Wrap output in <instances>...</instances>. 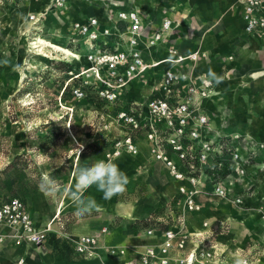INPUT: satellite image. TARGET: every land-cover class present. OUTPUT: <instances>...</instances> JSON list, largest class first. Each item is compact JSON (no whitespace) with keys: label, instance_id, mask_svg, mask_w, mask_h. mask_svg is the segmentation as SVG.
Masks as SVG:
<instances>
[{"label":"rangeland","instance_id":"obj_1","mask_svg":"<svg viewBox=\"0 0 264 264\" xmlns=\"http://www.w3.org/2000/svg\"><path fill=\"white\" fill-rule=\"evenodd\" d=\"M137 1L68 0L61 8L50 0L0 5V204L18 196L34 207L38 220H45L59 206L73 204L66 195L41 191L45 177H55L66 192L75 184V167L111 160L127 174L126 190L105 200L95 186L89 188L85 195L98 200L101 211L83 216L71 211L77 213L74 220L95 218L111 229L125 231L138 226L176 225L191 235L187 252L202 241L215 251L211 264H264V137L229 130L225 116L211 111L216 125V116L222 119L218 130L232 137L229 147L239 146V162L229 151L224 153L220 167L181 161L169 148L161 149L166 155L159 158V148L147 132L132 129L123 116L134 103L147 101L154 82L149 73L122 88L117 101L105 99L91 86L83 97L74 91L84 84L86 78L81 72L91 63L84 57L86 44L79 43L83 39L71 33L72 20L94 13L104 21L111 4L137 7ZM170 10V6H163V12ZM31 13L38 20H31ZM197 22L192 19L188 30L177 28L175 38L182 54L201 46L204 27ZM41 38L73 54L44 45ZM129 138L136 153L129 149ZM79 145H83L80 157L76 150ZM177 173L183 177L178 178ZM190 175L198 180L195 201L199 209H191L181 191L182 186L192 187ZM217 186L227 195L218 193ZM137 216L141 220L134 223L132 219ZM199 233L202 236H197Z\"/></svg>","mask_w":264,"mask_h":264},{"label":"built area","instance_id":"obj_2","mask_svg":"<svg viewBox=\"0 0 264 264\" xmlns=\"http://www.w3.org/2000/svg\"><path fill=\"white\" fill-rule=\"evenodd\" d=\"M15 1L0 0V5H12ZM67 1L50 0V3L61 8ZM238 4L241 6L244 31L264 36V0H238ZM114 7H109L108 18L104 21L94 14L85 19H74L70 24L71 33L83 39L79 41L80 44H86L88 52L84 57L91 63L87 71L81 72L86 79L83 85L74 89L76 95H87L86 88L91 86L105 99L117 101L122 88L128 83L145 77L149 70L158 73L161 71L154 77L147 101L142 105L136 102L123 112L132 129L147 132V137L159 148V158L166 155L161 149L169 148L181 161H196L203 165L213 163L220 167L224 153L229 151L231 157L239 162L242 158L239 146L229 147L232 137L218 130L215 119L205 106L206 100L217 94L212 75L198 72L199 62L205 53L199 49L182 54L171 38L173 28L180 27L182 21L164 16L160 24L151 29L152 20L146 21L142 9L125 10ZM29 17L31 20H38L34 13ZM122 45L127 48L122 49ZM162 45L166 56L154 59V51ZM163 64L167 66L160 70L159 67L163 68ZM238 138L239 136L236 137ZM128 144L129 149L136 153L137 148L131 138ZM164 159L175 169L167 156ZM240 172L243 174L245 170L241 168ZM176 176L181 178L183 173H177ZM190 181L192 187L182 186L181 191L186 194L190 208L199 209L200 206L195 201V196L199 193L197 177L190 175ZM216 190L227 195L221 186H217ZM57 221L59 225L62 224L56 233L70 241L77 255L89 259L99 258L102 249L114 257H124L129 250L134 251L135 256L124 264H196L201 260L204 261L201 264H211L216 258L215 251L205 246L204 241L187 252L186 242L191 235L176 225L146 228V236L159 235L160 241L133 246L106 245L102 242L101 235H70L64 230L63 220L60 218ZM53 230L50 225L38 228L26 201L18 196L8 197L0 204V245L7 239H13L18 246L40 245ZM102 231L107 233L108 227Z\"/></svg>","mask_w":264,"mask_h":264},{"label":"crops","instance_id":"obj_3","mask_svg":"<svg viewBox=\"0 0 264 264\" xmlns=\"http://www.w3.org/2000/svg\"><path fill=\"white\" fill-rule=\"evenodd\" d=\"M18 1V0H16ZM137 7L128 4L116 5L120 9L140 8L145 14L146 21L152 20L151 29L158 26L164 16L174 20H181L182 30H188L192 19L198 20V24L204 27L201 46L194 47L205 53L199 62L198 72H207L215 80L216 95L205 102L209 112L218 113L228 121V129L241 133L253 134L264 137V36L248 34L244 31L241 18V6L238 0H141L137 1ZM170 6V11L163 12V6ZM186 7V8H185ZM187 12V13H186ZM94 15V13L89 14ZM96 15V14H95ZM201 20V21H200ZM179 30L174 27L171 38L175 45L180 48L176 33ZM216 34V36H215ZM180 50V49H179ZM180 52V51H179ZM190 52V53H192ZM181 53V52H180ZM165 48H156L154 59H162ZM167 65L163 64L160 70ZM161 71H159L160 73ZM152 78L159 74L158 71L149 70ZM155 80V79H154ZM215 113V114H216ZM218 125L222 119L216 116ZM221 120V121H220ZM96 201L94 210L101 211L100 202ZM28 210L38 228L47 225L53 227L47 240L40 245H16L13 239H7L0 245V264H124L135 256V252L129 250L127 255L110 256L104 249L100 251L99 258H85L77 255L67 238L56 233L59 227L58 219L65 223L64 230L70 235L95 234L102 236V242L106 245L128 244L140 245L160 241V236L148 237L144 233L146 228L138 226L129 231L120 227L109 228L107 224H100L95 218H77L75 205H65L56 208L55 212L45 220H38L34 215V207ZM65 207V208H64ZM67 210L69 213H66ZM66 213V214H65ZM130 213V212H129ZM139 216L135 217L134 223L138 222ZM141 222V221H140ZM82 223V225H80ZM108 227L107 233L102 229ZM5 231H8L6 229ZM21 260H23L21 262Z\"/></svg>","mask_w":264,"mask_h":264},{"label":"clouds","instance_id":"obj_4","mask_svg":"<svg viewBox=\"0 0 264 264\" xmlns=\"http://www.w3.org/2000/svg\"><path fill=\"white\" fill-rule=\"evenodd\" d=\"M82 148L83 145L76 148L79 157ZM73 175L75 184L66 192L53 176L45 177L40 188L46 195H66L72 200L77 213L81 216L91 213L96 208L95 198L85 195L89 188L95 186L96 190L102 193L103 199L110 200L122 194L129 183L127 174L111 160L100 159L91 164L75 167Z\"/></svg>","mask_w":264,"mask_h":264},{"label":"bare ground","instance_id":"obj_5","mask_svg":"<svg viewBox=\"0 0 264 264\" xmlns=\"http://www.w3.org/2000/svg\"><path fill=\"white\" fill-rule=\"evenodd\" d=\"M40 40V42L42 43V44H44V45H50V46H54V47H56V48H58V49H60V50H62L63 52H65V53H70V54H73V52L70 50V49H68V48H66V47H63V46H61V45H57V44H54V43H52V42H49V41H47V40H44V39H39Z\"/></svg>","mask_w":264,"mask_h":264},{"label":"trees","instance_id":"obj_6","mask_svg":"<svg viewBox=\"0 0 264 264\" xmlns=\"http://www.w3.org/2000/svg\"><path fill=\"white\" fill-rule=\"evenodd\" d=\"M89 91H91V90H87V92H89ZM149 227H154V225L153 226L152 225L147 226L146 228H149Z\"/></svg>","mask_w":264,"mask_h":264}]
</instances>
